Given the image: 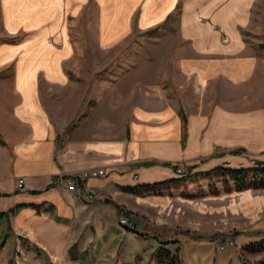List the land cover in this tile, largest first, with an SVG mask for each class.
Returning a JSON list of instances; mask_svg holds the SVG:
<instances>
[{"label": "crops", "instance_id": "obj_1", "mask_svg": "<svg viewBox=\"0 0 264 264\" xmlns=\"http://www.w3.org/2000/svg\"><path fill=\"white\" fill-rule=\"evenodd\" d=\"M91 3L98 53L140 31L160 46L147 66L82 89L65 19ZM238 147L264 149V0H0L5 264H94L110 250L125 264L145 244L156 254L119 217L182 193L189 175L237 168ZM98 169L86 179L94 202L57 184Z\"/></svg>", "mask_w": 264, "mask_h": 264}, {"label": "rangeland", "instance_id": "obj_2", "mask_svg": "<svg viewBox=\"0 0 264 264\" xmlns=\"http://www.w3.org/2000/svg\"><path fill=\"white\" fill-rule=\"evenodd\" d=\"M89 8L65 19L76 47L72 76L77 78L82 89L86 88L83 84H88L89 79H93V83L111 81L116 77L113 73L118 66L149 64L150 54L156 52L155 47L159 45L155 42L156 33L136 32L124 42L110 47L106 53H98L99 10L94 3ZM232 152L236 156L231 164L237 168L255 167L264 162V149L238 147ZM186 180V189L182 193L158 199H150V196L146 207L140 211H125L119 217V223L122 216H127L130 224L125 227L155 239L157 248L162 244L177 252L182 264H242L264 259V248L257 251L246 248L264 240V188L246 186L239 189L233 179L219 176L193 174L183 179ZM252 180L250 174L247 182ZM0 228H7L5 221L0 223ZM7 231L4 229L0 234L3 264L8 259V249H4ZM227 239H232L233 245H226ZM221 244L224 249L218 248ZM154 249L149 244L141 245L134 258L133 255L126 256L125 264H157ZM107 255L94 264L124 262L118 260L111 250Z\"/></svg>", "mask_w": 264, "mask_h": 264}, {"label": "trees", "instance_id": "obj_3", "mask_svg": "<svg viewBox=\"0 0 264 264\" xmlns=\"http://www.w3.org/2000/svg\"><path fill=\"white\" fill-rule=\"evenodd\" d=\"M250 174H252L253 180L248 183L247 178ZM195 175H200L203 177L219 176L223 179L231 178L239 189L244 188L246 186L264 188V162H262V164H260L259 166L250 168H228L219 166L209 171L196 173ZM258 179L260 180L258 181ZM167 182L170 181L145 186V188L154 189L155 187L161 186ZM246 248L249 251L261 250L264 248V240L251 243ZM156 262L157 264H182V259L177 252H172L166 246H161L156 251ZM242 264H264V259H261L254 263L244 262Z\"/></svg>", "mask_w": 264, "mask_h": 264}, {"label": "built area", "instance_id": "obj_4", "mask_svg": "<svg viewBox=\"0 0 264 264\" xmlns=\"http://www.w3.org/2000/svg\"><path fill=\"white\" fill-rule=\"evenodd\" d=\"M103 175L104 170L103 169H98L95 171H90V170H84L82 172H78L76 174H71V175H64L60 174L56 180L57 184L63 188H66L68 190L73 191L74 193L78 194L85 202L91 203L94 202L98 199L99 195L96 191V189L92 186H88L86 184V179L93 175ZM135 180H137V177H134ZM23 180H19V183L21 184ZM120 224L121 225H129L130 220L127 216H122L120 218ZM233 240L232 239H227L225 241L226 245H233ZM219 249H224V245H218Z\"/></svg>", "mask_w": 264, "mask_h": 264}]
</instances>
